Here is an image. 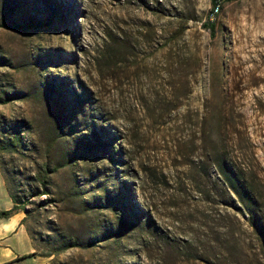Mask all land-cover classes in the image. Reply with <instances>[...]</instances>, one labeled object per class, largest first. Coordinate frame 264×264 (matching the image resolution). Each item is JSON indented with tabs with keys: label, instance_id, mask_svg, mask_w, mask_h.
<instances>
[{
	"label": "rangeland",
	"instance_id": "obj_1",
	"mask_svg": "<svg viewBox=\"0 0 264 264\" xmlns=\"http://www.w3.org/2000/svg\"><path fill=\"white\" fill-rule=\"evenodd\" d=\"M220 2L0 0V188L36 251L0 264H264V0Z\"/></svg>",
	"mask_w": 264,
	"mask_h": 264
},
{
	"label": "trees",
	"instance_id": "obj_2",
	"mask_svg": "<svg viewBox=\"0 0 264 264\" xmlns=\"http://www.w3.org/2000/svg\"><path fill=\"white\" fill-rule=\"evenodd\" d=\"M215 2V10L213 13H216L217 8H220V0H214ZM218 4V7H217ZM23 137L18 132L16 126H11L9 124H2L0 127V167L3 172H6L5 165V156L9 154H13L15 152L20 151L19 146L23 145ZM211 158L213 161V165L217 169L220 176L223 178L224 182L227 184L229 189L235 192L243 201V203L247 206V187L245 180L240 176V171H238L232 164L228 161L227 156L221 152L218 148H213L211 153ZM8 191L13 200V207L7 210H0V218H9L16 214L17 209H21L20 203L23 202V199L19 197L16 191L10 186L8 183ZM96 243V240L90 241H81L76 244H72V246H81V247H89ZM55 249V248H54ZM55 253V252H53ZM36 254V251L24 254L21 258H25L28 256H33Z\"/></svg>",
	"mask_w": 264,
	"mask_h": 264
},
{
	"label": "crops",
	"instance_id": "obj_3",
	"mask_svg": "<svg viewBox=\"0 0 264 264\" xmlns=\"http://www.w3.org/2000/svg\"><path fill=\"white\" fill-rule=\"evenodd\" d=\"M3 178L1 180L2 184ZM4 183V181H3ZM13 207V200L5 183L1 185L0 188V210H7ZM20 214H15L9 218H0L3 228L0 230V246H4L2 249L4 251V257L2 261H12L19 252H22L20 255L28 254L34 252L35 248L31 241V238L27 231L19 229L18 233H13L20 224L21 220ZM19 219V220H18ZM25 233L27 235V247L24 248V245L20 244L19 240L16 238L20 233ZM16 239V240H15ZM15 240V241H14ZM15 256V257H14Z\"/></svg>",
	"mask_w": 264,
	"mask_h": 264
},
{
	"label": "bare ground",
	"instance_id": "obj_4",
	"mask_svg": "<svg viewBox=\"0 0 264 264\" xmlns=\"http://www.w3.org/2000/svg\"><path fill=\"white\" fill-rule=\"evenodd\" d=\"M218 7V6H217ZM220 8H217V10H219Z\"/></svg>",
	"mask_w": 264,
	"mask_h": 264
},
{
	"label": "built area",
	"instance_id": "obj_5",
	"mask_svg": "<svg viewBox=\"0 0 264 264\" xmlns=\"http://www.w3.org/2000/svg\"><path fill=\"white\" fill-rule=\"evenodd\" d=\"M217 6H218V4H217Z\"/></svg>",
	"mask_w": 264,
	"mask_h": 264
}]
</instances>
